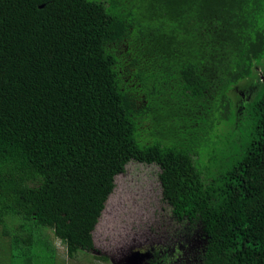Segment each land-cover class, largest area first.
Masks as SVG:
<instances>
[{"label": "trees", "instance_id": "1", "mask_svg": "<svg viewBox=\"0 0 264 264\" xmlns=\"http://www.w3.org/2000/svg\"><path fill=\"white\" fill-rule=\"evenodd\" d=\"M263 58L264 0H0V234L13 263L91 250L134 160L161 167L177 220L200 222L196 264H264V76L245 104L231 95ZM228 125L245 129L235 147ZM206 151L209 173L195 159Z\"/></svg>", "mask_w": 264, "mask_h": 264}, {"label": "rangeland", "instance_id": "2", "mask_svg": "<svg viewBox=\"0 0 264 264\" xmlns=\"http://www.w3.org/2000/svg\"><path fill=\"white\" fill-rule=\"evenodd\" d=\"M256 72L257 75L253 78L240 81L236 88L231 90L237 106L243 104L245 97L240 93L241 90H247L249 84H257V90L261 89L259 76H264V58L258 64ZM254 90L251 91V97ZM227 128L235 147L240 144L245 129L241 126L231 135L230 125ZM209 154L204 153V158L201 155L195 157L205 172H208L205 165H209L207 161ZM217 163L218 161H215V164ZM160 172L161 167L156 163L132 160L127 164L126 171L116 176V187L93 234L96 246L102 245L105 234L113 235L110 252L103 253L108 257V261L97 258L91 254L92 252L79 250L74 260L60 261L59 264H123L134 255H138L140 263H145L150 257L148 251L152 252L154 249L164 258H170L169 261L172 263L171 256L176 251L181 253L180 259L184 260L179 264L194 262L197 252L204 244L202 226L198 221H179L173 216L170 204L163 198ZM4 237L6 236L0 234V248L4 247ZM56 241L60 247L63 246L60 240L55 239ZM34 250L39 253L38 250ZM62 255L67 256L66 252Z\"/></svg>", "mask_w": 264, "mask_h": 264}, {"label": "flooded vegetation", "instance_id": "3", "mask_svg": "<svg viewBox=\"0 0 264 264\" xmlns=\"http://www.w3.org/2000/svg\"><path fill=\"white\" fill-rule=\"evenodd\" d=\"M257 67H258V65H257ZM257 67H256V69H257ZM248 86L249 87L247 88V90H241L242 92L240 94L242 97L248 96V99H252L251 91H253L255 89L253 92V95L257 94V92H258L257 91V84L252 83V84H249ZM243 104H245V102ZM112 240H113V235H109V233L105 234V236L102 238V245L96 246V242H95V238H94V247L91 248V250H89L88 252H92L91 253L92 255L103 256V253L110 252L109 250L112 246L111 245ZM206 240H207V238L204 237V243L206 242ZM203 245H202V247H203ZM148 253L150 254V257L147 260L148 262L140 263V264H179L182 261H184L183 258L180 259L181 253L177 252V251L175 253H172L171 259H173V263L171 261H169L170 258H164L162 256V254L156 252V249H154L152 252L148 251ZM198 253L200 254L202 252L198 251L197 254ZM197 254H196V256H197ZM196 256H195V261L191 262L190 264H196L198 262V259L196 258ZM125 263H126V261L123 262V264H125ZM182 264H185V263H182Z\"/></svg>", "mask_w": 264, "mask_h": 264}, {"label": "crops", "instance_id": "4", "mask_svg": "<svg viewBox=\"0 0 264 264\" xmlns=\"http://www.w3.org/2000/svg\"><path fill=\"white\" fill-rule=\"evenodd\" d=\"M3 242H4V247L0 248V264H14L13 260L11 259V255H12L11 246H12V243L10 241V238L4 237L3 238ZM57 245L59 246V244H57ZM62 251L65 252V247L64 246L60 247V253ZM59 255H61V254H59ZM61 257H66V256L62 255ZM7 258H9V259H7ZM1 261H2V263H1Z\"/></svg>", "mask_w": 264, "mask_h": 264}, {"label": "water", "instance_id": "5", "mask_svg": "<svg viewBox=\"0 0 264 264\" xmlns=\"http://www.w3.org/2000/svg\"><path fill=\"white\" fill-rule=\"evenodd\" d=\"M111 195V194H110ZM110 197V196H109ZM109 199V198H108ZM108 201V200H107ZM107 203V202H106ZM105 209H106V206H105V208H104V210H103V212L105 211ZM102 212V213H103ZM101 219V218H100ZM98 225V224H97ZM125 264H140V261L138 260V255H134V256H132V258L130 257V259L128 260H126V263Z\"/></svg>", "mask_w": 264, "mask_h": 264}, {"label": "clouds", "instance_id": "6", "mask_svg": "<svg viewBox=\"0 0 264 264\" xmlns=\"http://www.w3.org/2000/svg\"><path fill=\"white\" fill-rule=\"evenodd\" d=\"M101 218V217H100ZM100 221V220H99ZM98 224V223H97ZM97 226V225H96ZM93 234H94V232H93Z\"/></svg>", "mask_w": 264, "mask_h": 264}]
</instances>
